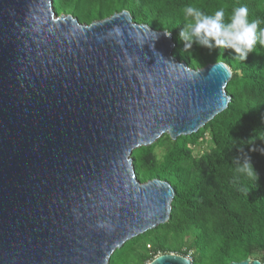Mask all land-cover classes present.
<instances>
[{"label": "water", "instance_id": "obj_1", "mask_svg": "<svg viewBox=\"0 0 264 264\" xmlns=\"http://www.w3.org/2000/svg\"><path fill=\"white\" fill-rule=\"evenodd\" d=\"M165 32L128 10L84 24L52 0H0V264H109L169 221L173 186L140 182L132 153L204 128L232 71L190 68Z\"/></svg>", "mask_w": 264, "mask_h": 264}, {"label": "trees", "instance_id": "obj_2", "mask_svg": "<svg viewBox=\"0 0 264 264\" xmlns=\"http://www.w3.org/2000/svg\"><path fill=\"white\" fill-rule=\"evenodd\" d=\"M52 5L57 15L71 14L84 24L128 10L134 22L169 31L176 44L173 56L190 68L224 62L232 71L226 87L231 101L204 128L176 140L164 134L153 145L133 151L140 182L157 178L173 186L171 217L127 241L109 264H147L165 253L190 256L192 264H229L249 257L263 261L264 46L258 43L243 61L227 48L209 50L193 43L185 51L178 34L190 20L183 11L188 5L207 15L223 8L225 22L234 8L246 6L249 20L264 29V0H52ZM205 133L208 148L194 155ZM246 157L257 181L236 172V159Z\"/></svg>", "mask_w": 264, "mask_h": 264}, {"label": "clouds", "instance_id": "obj_3", "mask_svg": "<svg viewBox=\"0 0 264 264\" xmlns=\"http://www.w3.org/2000/svg\"><path fill=\"white\" fill-rule=\"evenodd\" d=\"M183 11L185 17L190 18L178 34L185 51L190 50L193 43L209 50L227 48L244 61L258 43L264 46V29L259 27V21L249 20L246 6L234 8L228 22H225L223 8L216 10L213 15H207L201 9L191 5L186 6ZM165 35L169 36L170 32H165ZM261 152L264 153V149H261ZM236 172L249 179L256 181L258 179V173L249 157L243 161L236 159ZM256 262L261 264L259 260Z\"/></svg>", "mask_w": 264, "mask_h": 264}, {"label": "rangeland", "instance_id": "obj_4", "mask_svg": "<svg viewBox=\"0 0 264 264\" xmlns=\"http://www.w3.org/2000/svg\"><path fill=\"white\" fill-rule=\"evenodd\" d=\"M205 142L201 146H195L194 147V155H198V153H202L203 151H206L209 145V136L208 133L204 134ZM163 152L162 148L157 149V154L161 155ZM259 260V259H258Z\"/></svg>", "mask_w": 264, "mask_h": 264}, {"label": "built area", "instance_id": "obj_5", "mask_svg": "<svg viewBox=\"0 0 264 264\" xmlns=\"http://www.w3.org/2000/svg\"><path fill=\"white\" fill-rule=\"evenodd\" d=\"M188 258H190V256H187ZM191 259V258H190Z\"/></svg>", "mask_w": 264, "mask_h": 264}]
</instances>
